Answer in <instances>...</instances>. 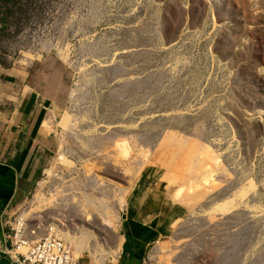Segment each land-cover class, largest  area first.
Listing matches in <instances>:
<instances>
[{"label": "rangeland", "instance_id": "rangeland-1", "mask_svg": "<svg viewBox=\"0 0 264 264\" xmlns=\"http://www.w3.org/2000/svg\"><path fill=\"white\" fill-rule=\"evenodd\" d=\"M21 93L49 140L12 211L32 239L114 264L144 178L178 216L145 264H264V0H0V112Z\"/></svg>", "mask_w": 264, "mask_h": 264}, {"label": "crops", "instance_id": "crops-1", "mask_svg": "<svg viewBox=\"0 0 264 264\" xmlns=\"http://www.w3.org/2000/svg\"><path fill=\"white\" fill-rule=\"evenodd\" d=\"M5 102L12 109L8 114L0 112V222L4 217L7 219L6 210L28 199L49 147L48 136L40 132L37 121L42 101L34 94L21 93ZM176 210L164 192L153 188L150 181L140 179L128 198L123 217L122 255L114 264H145L142 256L150 245L170 233L178 217ZM127 237L130 244L125 253ZM0 264L10 263L0 256Z\"/></svg>", "mask_w": 264, "mask_h": 264}, {"label": "built area", "instance_id": "built-area-1", "mask_svg": "<svg viewBox=\"0 0 264 264\" xmlns=\"http://www.w3.org/2000/svg\"><path fill=\"white\" fill-rule=\"evenodd\" d=\"M6 211L7 219L0 222V256L10 264H81L61 234L51 232L46 237L30 239L24 218L16 217L13 209Z\"/></svg>", "mask_w": 264, "mask_h": 264}, {"label": "bare ground", "instance_id": "bare-ground-1", "mask_svg": "<svg viewBox=\"0 0 264 264\" xmlns=\"http://www.w3.org/2000/svg\"><path fill=\"white\" fill-rule=\"evenodd\" d=\"M109 213L106 212V211L101 210V211H99V217H100L102 223H104L106 226H108L109 228H112V229H116L115 220L112 217V215H110L111 213L110 214ZM23 218H24V216H23ZM24 220L26 222H28L26 220V218H24ZM29 238L32 239V236H30V232H29Z\"/></svg>", "mask_w": 264, "mask_h": 264}, {"label": "trees", "instance_id": "trees-1", "mask_svg": "<svg viewBox=\"0 0 264 264\" xmlns=\"http://www.w3.org/2000/svg\"><path fill=\"white\" fill-rule=\"evenodd\" d=\"M129 244H130V238L127 237V243L125 244V247H124V249H125V253L128 252V246H129Z\"/></svg>", "mask_w": 264, "mask_h": 264}]
</instances>
